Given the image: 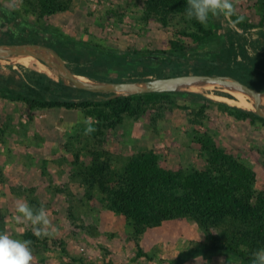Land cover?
I'll use <instances>...</instances> for the list:
<instances>
[{
	"label": "rangeland",
	"instance_id": "rangeland-1",
	"mask_svg": "<svg viewBox=\"0 0 264 264\" xmlns=\"http://www.w3.org/2000/svg\"><path fill=\"white\" fill-rule=\"evenodd\" d=\"M69 1L68 11L40 18L25 0H0V46H49L94 82L229 75L264 94V27L258 0L236 4L237 15L254 29L243 32L228 18H210L207 28L213 35L197 46L181 36L189 26L183 16H171L167 25L157 16L144 18L147 0ZM161 51L165 54L149 59ZM40 74L23 63L0 66V231L15 239L32 235L33 264H173L182 252L219 246L217 238L232 236L233 230L205 232L183 218L136 233L125 218L108 209L103 192L87 181L94 162H109L112 170L122 173L131 156L152 151L164 168L203 171L207 162L197 138L208 134L254 171L255 190L264 192V124L228 112V107L253 111L226 100L239 101L232 90L187 87L162 95L137 117L123 113L118 118L106 109V119L98 113L102 106L97 112L91 107L105 100L64 85L61 77L42 81ZM16 96L86 100L91 106L90 111L64 106L33 109ZM201 108L202 116H195ZM81 114L97 122L90 136L83 135ZM69 124L72 127L66 128ZM20 198L44 205L56 229L53 236L37 239L29 224L15 222ZM188 264L242 263L212 251Z\"/></svg>",
	"mask_w": 264,
	"mask_h": 264
},
{
	"label": "trees",
	"instance_id": "trees-1",
	"mask_svg": "<svg viewBox=\"0 0 264 264\" xmlns=\"http://www.w3.org/2000/svg\"><path fill=\"white\" fill-rule=\"evenodd\" d=\"M25 2L40 18L64 13L71 6L69 0ZM186 3L187 0H147L144 18L157 16L164 25H167L171 16L184 17ZM258 7L262 17L260 23L264 27V0H258ZM184 20L189 26L187 32H183L181 36L191 39L194 46L213 35L209 28L195 20L188 21L185 17ZM235 25L243 32L255 28L253 24L244 22ZM178 41L180 42V39ZM178 41H172V45L181 46ZM181 50L182 48H179L178 51ZM158 54L165 52H156L154 57L149 56V59H157L155 55ZM40 77L42 81H50L43 73ZM43 88L49 91L46 86ZM81 93L95 97L83 91ZM162 95L168 94L120 97L102 101V104L94 106L86 100L76 103L31 100L21 96H16V99L31 104L33 109L64 106L90 111L91 106L96 108L94 109L96 111L102 106L104 109L98 113L109 119L106 109L118 118H121L123 113L137 117L146 111V106L156 104ZM227 110L239 119L249 118L251 121H261L264 124V120L252 111L230 107ZM203 111L204 108H201L195 116L201 117ZM197 142L207 162V168L203 171L196 169L175 171L164 168L160 164L159 156L148 151L131 156L125 163L122 173L112 170L109 162L96 164L93 161L94 164L87 173V181L103 192L108 209L125 218L136 233H141L146 228L159 227L165 221L181 218L195 222L205 232H210L214 228L233 230L232 236L227 235L222 241L217 238V241H220L219 246H203L183 252L173 264H185L199 254L212 251H222L242 264H250L252 252L264 246V192L255 190L254 171L219 147L210 135H200ZM28 239L34 238L28 235Z\"/></svg>",
	"mask_w": 264,
	"mask_h": 264
},
{
	"label": "water",
	"instance_id": "water-1",
	"mask_svg": "<svg viewBox=\"0 0 264 264\" xmlns=\"http://www.w3.org/2000/svg\"><path fill=\"white\" fill-rule=\"evenodd\" d=\"M24 55L22 60L13 62L15 56ZM34 56H46L62 78V83L73 89L86 92L101 100H113L146 94L177 93L187 87L223 86L248 96L253 104V113L264 120V94L229 75L188 74L144 81L94 82L79 75L55 49L37 43L0 46V66L23 63ZM10 60V61H9Z\"/></svg>",
	"mask_w": 264,
	"mask_h": 264
},
{
	"label": "clouds",
	"instance_id": "clouds-1",
	"mask_svg": "<svg viewBox=\"0 0 264 264\" xmlns=\"http://www.w3.org/2000/svg\"><path fill=\"white\" fill-rule=\"evenodd\" d=\"M239 0H187L184 17L188 21L195 20L207 27L210 18H228L232 24L242 23L244 17L237 15L236 4ZM235 17V19H231ZM84 125L83 135L90 136L97 131V123L93 117L81 114ZM66 128L72 127L70 124ZM14 220L17 224L27 223L31 226L37 239L51 237L56 229L49 219V211L41 204L39 207L29 204L20 198L15 203ZM33 241L30 239H15L6 231H0V264H33ZM199 258V257H198ZM197 260L199 261L200 258ZM250 264H264V246L257 248L251 254Z\"/></svg>",
	"mask_w": 264,
	"mask_h": 264
},
{
	"label": "bare ground",
	"instance_id": "bare-ground-1",
	"mask_svg": "<svg viewBox=\"0 0 264 264\" xmlns=\"http://www.w3.org/2000/svg\"><path fill=\"white\" fill-rule=\"evenodd\" d=\"M23 58H24V55H19V56L13 57L12 60H15V59L22 60ZM23 64L30 69L36 70L38 72H41L47 75L48 77H52V78L60 77L59 72L50 65L49 59L46 56H38L37 58L31 57L30 59L25 60ZM232 95L236 97L239 101L226 99L229 102H231V104L233 103L234 105L240 108H243V109H246V108L250 110L254 109V104L252 100L245 94L232 90Z\"/></svg>",
	"mask_w": 264,
	"mask_h": 264
},
{
	"label": "crops",
	"instance_id": "crops-1",
	"mask_svg": "<svg viewBox=\"0 0 264 264\" xmlns=\"http://www.w3.org/2000/svg\"><path fill=\"white\" fill-rule=\"evenodd\" d=\"M188 251H189V250H188ZM182 253H183V252H182ZM180 254H181V253H180ZM177 257H178V256H177ZM177 257H176V258H177ZM192 259H193V258H192ZM192 259H190V260H189L188 262H186L185 264H188ZM175 260H176V259H175Z\"/></svg>",
	"mask_w": 264,
	"mask_h": 264
}]
</instances>
